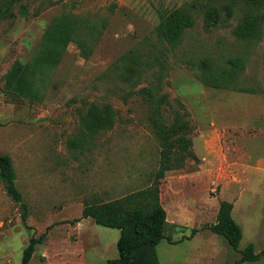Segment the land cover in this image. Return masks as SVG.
Masks as SVG:
<instances>
[{
	"label": "rangeland",
	"instance_id": "1",
	"mask_svg": "<svg viewBox=\"0 0 264 264\" xmlns=\"http://www.w3.org/2000/svg\"><path fill=\"white\" fill-rule=\"evenodd\" d=\"M232 2L0 0V154L12 157L28 206L25 213L0 184V264H22L30 239L42 235L31 264L117 259L120 230L82 218L83 209L151 186L163 146L153 119L171 124L184 113L196 158L166 174L160 196L167 209L175 196L186 213L203 210L206 220L201 227L198 219L195 229L168 228L172 242L182 241L157 246L160 264L241 259L207 229L217 221L212 203L223 199L236 206L239 249L253 244L256 253L264 251V24L256 38L239 39L234 30L248 9L242 1L233 4L230 20L215 27L201 9ZM180 7L192 9L196 25L173 47L158 26ZM61 15L80 22V43H70L37 74V98L15 92L8 84L14 66L34 62L47 28ZM235 58L245 66L236 76L229 62ZM204 74L223 79L221 86L202 82ZM91 104L112 105L117 113L114 128L94 139L81 126ZM197 229V237L183 239ZM245 264H264V254Z\"/></svg>",
	"mask_w": 264,
	"mask_h": 264
},
{
	"label": "trees",
	"instance_id": "2",
	"mask_svg": "<svg viewBox=\"0 0 264 264\" xmlns=\"http://www.w3.org/2000/svg\"><path fill=\"white\" fill-rule=\"evenodd\" d=\"M235 1L233 0L232 4H226L222 8L215 7L211 3L202 5L201 9L205 11L208 26H219L230 20ZM240 1L248 9L235 28L234 35L239 39H254L261 33L264 24V0ZM198 5L199 3L195 2L192 9ZM192 9L177 8L161 20L158 30L173 47L181 44L187 30L196 25ZM79 27L80 22L73 16L61 15L57 17L47 28L38 46V55L34 62L14 66L15 69L11 72L14 75L11 74L8 82L11 89L19 94L27 92L29 98H37L39 92L34 87L37 74L42 73L44 68L55 64L70 43H80ZM229 62L232 75L236 76L238 72L245 69L240 59H231ZM204 64L206 65V63ZM203 71L205 72L204 69ZM207 76V79L212 80L216 86H221L219 81L223 79L220 80L212 75ZM207 79L205 74L201 78L202 82L209 83ZM187 115V113L176 114L171 124H165L159 116L154 117L153 124L163 146L160 167L154 175L151 186L113 202L84 207L82 218H90L98 225L120 230L121 235L117 244L119 257L110 261L109 264H159L157 246L162 241L172 244V239L167 235V212L161 203L160 181L165 178L168 172L183 169L189 159L196 158L191 150L192 142L188 137ZM116 117L117 113L112 105L91 104L86 113L81 115L84 136L94 139L100 132L112 130L116 123ZM77 145V142L73 144L74 147ZM0 184L3 185L7 195L15 203L21 205L26 213L28 206L17 187V172L13 159L8 154H0ZM233 209V203L226 200L221 201L217 221L207 229L224 238L235 251L241 254V259L235 264L257 262L264 251L256 253L253 244L243 250L239 249L243 230L233 218ZM198 232L199 230H194L193 235ZM45 237L42 235L39 238L32 237L30 239L28 246L23 251L22 264H31L37 247L44 242Z\"/></svg>",
	"mask_w": 264,
	"mask_h": 264
},
{
	"label": "crops",
	"instance_id": "3",
	"mask_svg": "<svg viewBox=\"0 0 264 264\" xmlns=\"http://www.w3.org/2000/svg\"><path fill=\"white\" fill-rule=\"evenodd\" d=\"M224 200L229 201V202L234 204V202L231 199H223L221 201H224ZM221 201L219 200V201H216V203H212V204H215V207H213L212 210H213V214L216 217H217V214H218V211H219V208H220V202ZM161 203H162L163 207L165 208V210L167 212L168 228L184 226L185 228L188 229V228L191 227L190 225H192V226L195 225V223L197 222L198 219L200 220L201 227H202V225L205 224L206 216H205V212L203 210L199 211L201 213L200 215H198V213L196 214L195 211L193 212V214L191 212L186 213L184 211L185 208L181 206V201L179 202L176 199L175 196L171 197V205H172V207L167 209L166 206L163 204L162 197H161ZM215 208H216V212H215ZM235 210H236V206L234 204V209H233V212H232V215H233L234 219H235V217H234ZM169 211L172 212L171 216H170V212ZM215 223L216 222H214V224ZM193 229H195L194 226H193ZM199 229H197V230H199ZM199 234L200 233L198 232L197 234L193 235L190 238L188 236H186V235H184L182 237H183L184 240L185 239H193L194 236L197 237ZM180 241H182V240H180ZM180 241H174L173 240L172 244L179 243ZM159 264H160V261H159Z\"/></svg>",
	"mask_w": 264,
	"mask_h": 264
}]
</instances>
